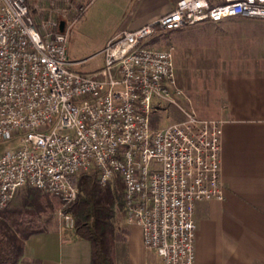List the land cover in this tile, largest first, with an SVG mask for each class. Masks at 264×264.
<instances>
[{
	"label": "built area",
	"instance_id": "obj_1",
	"mask_svg": "<svg viewBox=\"0 0 264 264\" xmlns=\"http://www.w3.org/2000/svg\"><path fill=\"white\" fill-rule=\"evenodd\" d=\"M236 17L264 20V0H175L170 10L117 32L101 49L102 67L75 68L66 32L41 30L27 0H0V210L32 185L63 203L77 176L97 171L124 184L127 222L163 264H194V210L222 199L220 121L198 116L175 76L173 46L149 43L158 31ZM180 120L152 128L154 111ZM60 228L74 219L58 212Z\"/></svg>",
	"mask_w": 264,
	"mask_h": 264
},
{
	"label": "crops",
	"instance_id": "obj_2",
	"mask_svg": "<svg viewBox=\"0 0 264 264\" xmlns=\"http://www.w3.org/2000/svg\"><path fill=\"white\" fill-rule=\"evenodd\" d=\"M108 2L127 10L105 40L151 22L175 0ZM236 18L216 38L220 48L214 40L215 47L209 49L207 82L195 85L192 76L181 77L193 111L220 121L224 196L196 203L194 264H264V21ZM115 249L118 264H163L156 251L144 245L137 225L129 226L127 240ZM24 256L33 260L29 264H91V247L84 238H64L58 226L30 235Z\"/></svg>",
	"mask_w": 264,
	"mask_h": 264
},
{
	"label": "trees",
	"instance_id": "obj_3",
	"mask_svg": "<svg viewBox=\"0 0 264 264\" xmlns=\"http://www.w3.org/2000/svg\"><path fill=\"white\" fill-rule=\"evenodd\" d=\"M181 29L158 31L149 43H159ZM169 110L173 113L171 122L182 118L174 107H169ZM159 113L154 111L151 114L152 128H157ZM77 186L76 197L66 203L50 192L29 184L15 191L0 210V264L32 262L24 256L25 241L34 233L58 229L55 215L58 207L74 218V227L63 231L64 238L71 236L88 240L91 264H118L116 244L126 241L129 234V227L121 224L124 217L123 181L118 174H114L101 184L97 171L90 170L79 177Z\"/></svg>",
	"mask_w": 264,
	"mask_h": 264
},
{
	"label": "rangeland",
	"instance_id": "obj_4",
	"mask_svg": "<svg viewBox=\"0 0 264 264\" xmlns=\"http://www.w3.org/2000/svg\"><path fill=\"white\" fill-rule=\"evenodd\" d=\"M110 3L108 0H27L34 20L41 30L57 31L60 30V22L63 23L60 31L66 32L68 56L71 60L80 61L75 68L85 72L97 71L102 67L101 49L117 32L107 40L105 38L115 29L127 10L118 8L113 2ZM246 18L244 17V19ZM234 19L237 18L222 22H202L182 28L164 38V43L173 45L175 50L173 51V62L174 68L179 73V85L183 84L181 77L185 79L188 76H192L191 82L195 85L207 82V78L204 76L205 71L209 68L207 66L209 49L214 46V40L218 45L216 47L220 48V43L216 38L226 33L224 32L227 28L226 24L230 22L229 20ZM182 88L186 90L183 85ZM159 114L161 115L157 120V127H162L173 119V113L169 109L163 110ZM16 143L17 138H11L9 141L0 140V152ZM84 173L86 172L78 175L76 180L78 181ZM61 209L63 208L58 207L55 211L59 227L61 224L58 212ZM121 224L128 227L135 225L127 222L125 210ZM60 229L67 230L62 227Z\"/></svg>",
	"mask_w": 264,
	"mask_h": 264
},
{
	"label": "water",
	"instance_id": "obj_5",
	"mask_svg": "<svg viewBox=\"0 0 264 264\" xmlns=\"http://www.w3.org/2000/svg\"><path fill=\"white\" fill-rule=\"evenodd\" d=\"M62 25H63V23H62V22H60V30L62 29Z\"/></svg>",
	"mask_w": 264,
	"mask_h": 264
}]
</instances>
